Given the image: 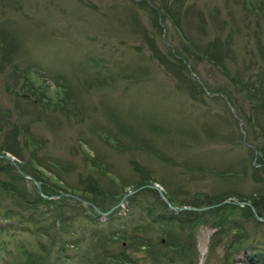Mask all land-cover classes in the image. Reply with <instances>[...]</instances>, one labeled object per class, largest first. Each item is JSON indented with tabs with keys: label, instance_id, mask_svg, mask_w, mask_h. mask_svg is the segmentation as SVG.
<instances>
[{
	"label": "rangeland",
	"instance_id": "obj_1",
	"mask_svg": "<svg viewBox=\"0 0 264 264\" xmlns=\"http://www.w3.org/2000/svg\"><path fill=\"white\" fill-rule=\"evenodd\" d=\"M139 1L0 0V112L8 109L10 120L28 125L29 134L41 142L35 159L39 170L51 176L48 163L61 164L59 177L52 176L58 185L87 190L89 175L99 191L90 198L107 204L118 192V212L97 215L104 222L100 228L119 237L108 251H121L123 240L122 247L149 253L133 264H157L149 248L130 246L139 241L131 237L145 236L156 245L157 238L169 236L175 245L193 235L198 264H222V245L212 255L208 250L219 214L203 217L216 227L203 223L193 228L185 223L191 216H178L181 224L177 214L171 226H153L150 215L169 211L156 204L158 193L144 189L157 185L177 207L224 200L252 206L263 195L264 182L258 178L264 172L255 179L251 167L260 169L259 161H264V95L258 97L253 120L246 116L253 108L247 94L255 87L253 96L264 92V0H184L178 9L185 15H175L173 0H162L170 7L165 18L152 10L159 2ZM160 54L178 60L180 71ZM28 80L32 90L27 95L20 87ZM245 83L249 91H240ZM35 89L47 106L35 101ZM16 137L22 157L6 154L24 165L31 154L23 146L24 135ZM6 166L0 162L1 184L31 201L35 186L19 181ZM0 201L1 211L12 199L0 192ZM85 216L95 215L86 208ZM238 216L239 210L231 217ZM80 218L76 227H87L80 232L82 250L98 237ZM243 223L263 242L264 222L259 229ZM9 224L0 220V264L16 263L11 248L19 237L7 231ZM234 260L250 264L244 253Z\"/></svg>",
	"mask_w": 264,
	"mask_h": 264
},
{
	"label": "trees",
	"instance_id": "obj_2",
	"mask_svg": "<svg viewBox=\"0 0 264 264\" xmlns=\"http://www.w3.org/2000/svg\"><path fill=\"white\" fill-rule=\"evenodd\" d=\"M149 1L153 2L154 4L159 2V4L156 5V9L152 8V10H154L155 12L158 10L159 14L161 13L163 15V18L169 16L170 7H167L165 4H163L162 0ZM183 1L184 0H173L171 7H174L175 15L179 11L183 15H185V13L178 9L183 5ZM139 2L148 4L147 0H140ZM174 26L178 27L176 19L174 21ZM144 35L148 37V40H150L151 36L146 30L144 31ZM154 52H156V50ZM160 55L165 59L163 61L167 63L168 66L174 68L176 72L180 71V63L178 60L174 62L168 57L167 54ZM28 83L29 80L25 81V83H23V85L20 87L21 93L27 94V92H30L32 90L31 86H27ZM188 84V87H190L189 90L191 92H194L195 88L193 84L191 82ZM241 87L242 90L240 89V91H249L248 83H245ZM22 89L25 91H23ZM255 90H258L257 87H255L254 91ZM253 92L247 94L250 99V104L253 107L251 108L252 114L246 116L249 122L253 120V116L257 115L254 107L260 104L258 97L264 95L263 90L261 94H257L256 96H253ZM32 93L35 95V101L41 102L43 106H47V104L43 103L46 102L43 100L44 97L41 96V98L37 95L38 92L36 89L33 90ZM16 95L18 98L23 99L21 96L22 94L18 95V93H16ZM35 101L34 103L37 104V102ZM11 114L12 113L8 109L0 112V155L9 152L17 158L22 157V149H20L18 145V138L16 137L17 133L21 132L24 135L23 146L28 152H30L31 155L28 160L29 162L27 161L24 165L19 164L20 168L26 173L32 170L28 174L41 184L42 193L45 196H60L55 200H44L39 196V194H37V191L35 190L33 185L35 196L30 201L23 196H16L17 191L13 188L11 194L8 190V188H11V186L7 187V184H4L3 186L0 181V188L2 189L0 190V192H2L4 196L7 197V199L9 198V196L12 199L11 202L5 203L2 206V210L0 211V220L9 221V223L11 224H9L7 231H12L14 233V236L19 237V242L14 243L13 247L11 248L13 251V253L11 252V254L16 261V263L14 264H133L135 256H137L139 253L143 252L145 256L148 257L149 253L144 249L135 250L134 248L128 246L122 247L124 242L122 238L125 237V235L120 236L122 240L120 244L121 251H108L107 246H109V243H115L117 239L116 237H118V235L116 237L112 236V234H108L106 230L100 228V224L104 222H100L97 214L90 206H85L73 198L66 197L65 194H70L80 198L83 201L89 202L96 208H98L101 212H108L119 203L120 195L118 194V192L114 194L112 198H110V202L107 204L103 203V201L96 200V198H90L89 196L95 193H99V191L95 190V181L93 179H91V183H89L87 179L89 175H87L86 177V184L88 187L87 190L84 189L72 191L74 189L70 190L67 186L64 187V185H58L52 176H58V171L61 167V164L58 162L48 163V168L46 167V170L51 174V176H47L41 170H39L38 167H36L35 159L38 148L42 146V144H40L41 142H38V140H35L29 134L28 125H19L17 122L13 123L10 120ZM11 123L13 125H11ZM27 134H29L30 137H26ZM11 135H13L14 137L11 138ZM2 136H4V138ZM1 137L3 139H1ZM257 152L259 151L257 150ZM0 162L7 163L6 167L15 171L11 164H9L8 162L4 160H0ZM259 163H261L259 167L262 168L256 169L254 167H251L253 169L252 175L255 179L260 176L259 171L264 172V161L261 160V162L259 161ZM89 166L90 165H88V167ZM6 167L2 168L4 172H6ZM15 174L19 178V181H24L16 172ZM259 180L264 182V174H262V176L258 178V181ZM144 192H149L151 194L153 193L154 195L157 194L156 191L150 189H144ZM262 194L263 195L254 198L252 204L254 210L256 211V214L260 218L264 217V190L262 191ZM156 198L157 201H159L156 204L160 205L169 212H165L164 214H162V217L155 216V222L159 225L164 224L165 226H171L173 223H176L175 218L172 217V215L175 213L168 210V207L163 201L158 198V195H156ZM168 201L171 204L173 203L171 200ZM0 203L2 202L0 201ZM175 205L176 204L174 203V206ZM184 205L191 208H202L212 206L213 204L206 202L204 203V205L200 203ZM179 206L183 207V205L181 204ZM86 208L90 210V213H93L95 215L93 218L85 216ZM237 210H239L240 216L231 217L232 214ZM226 212L228 213L227 215H225ZM82 213L84 216L82 215ZM115 213L116 210H114L111 214ZM208 214H219V221L217 224L218 228L215 229V232L210 237V246L208 247L210 255L213 254L216 247L222 245L225 252L222 258V264H236L234 255L240 253L241 251H243L244 254L248 256L250 264H264V240L263 242L256 240V238H254L253 236L254 230L252 231V229L249 230L246 227H241V224L244 225V221H246V226L253 225V227H256L258 229L263 226V224H261L254 218L252 211L248 207L239 208L229 204L202 213L195 211H184L177 213V219L178 222L182 224L183 220L181 218H178V216H191L192 218L185 221L186 225L194 224V228L197 225L203 223L205 225V223H208L207 225H213L214 227H216V224L214 225V223H209L207 221L204 222L203 217L204 215L206 216ZM79 217L87 219V221L91 224L88 225V228L91 229V236L96 235L98 237L97 240L86 244L84 249L81 248L82 250H79L78 245L85 241L81 237L82 233L80 232H82L83 229H86L87 227L85 226L81 229L76 227V222ZM95 227L98 228L95 230ZM163 235H165V233ZM27 236H32L34 238L36 237L37 240H35L34 242H30L26 238ZM131 238L139 239V241L133 245L131 244L130 246H141L149 248L151 250L150 255H156L154 257V262L157 264H180L181 262H187L186 264H198L199 258H197L196 256L198 255V252L193 235L185 237L186 242L182 243L179 241L175 245L171 244L172 242L171 240H169V236H167L166 239L163 236L157 238L156 245H152V243L150 242L152 239L145 236L138 237L136 235ZM23 239L27 240L26 244L22 241ZM253 243H255L256 246H252ZM248 244L250 246H248ZM30 245L36 246V251L29 250ZM154 246L155 252H153L152 250ZM171 252H174V257L168 256V253ZM194 258L196 263L191 262V259Z\"/></svg>",
	"mask_w": 264,
	"mask_h": 264
},
{
	"label": "water",
	"instance_id": "obj_3",
	"mask_svg": "<svg viewBox=\"0 0 264 264\" xmlns=\"http://www.w3.org/2000/svg\"><path fill=\"white\" fill-rule=\"evenodd\" d=\"M0 158H3V159L8 160V161L13 165V167L15 168V170L19 173V175H20L23 179H25V180H29V181H31L32 183H34L35 186H36V188H37V190H38V192H39V194H40V196H41L42 198H44V199H50V198H48V197H45V196L41 193L40 184H39L37 181H35L34 179H32L31 177H29L27 174H25V173L20 169L19 165H18V164L12 159V158H10L9 156H2V155L0 156ZM151 187L154 188V189H156V190L158 191V193L160 194V196H161L163 199H165L164 196H163V194H162V192H161L156 186H151ZM80 201H81V200H80ZM226 203H228V201H224V202H222V204H226ZM235 204H236L237 206H249L250 209L253 211L254 215L256 216V213H255L253 207H252L251 205H249L248 203L236 202ZM172 209H174V208H172ZM203 210H204V209H203Z\"/></svg>",
	"mask_w": 264,
	"mask_h": 264
}]
</instances>
